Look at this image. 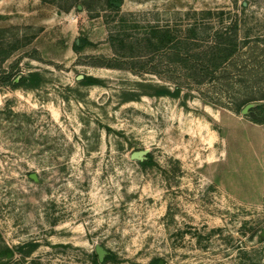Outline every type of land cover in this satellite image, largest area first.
<instances>
[{
  "label": "rangeland",
  "instance_id": "obj_1",
  "mask_svg": "<svg viewBox=\"0 0 264 264\" xmlns=\"http://www.w3.org/2000/svg\"><path fill=\"white\" fill-rule=\"evenodd\" d=\"M119 2L0 0V261L264 264V0Z\"/></svg>",
  "mask_w": 264,
  "mask_h": 264
},
{
  "label": "trees",
  "instance_id": "obj_2",
  "mask_svg": "<svg viewBox=\"0 0 264 264\" xmlns=\"http://www.w3.org/2000/svg\"><path fill=\"white\" fill-rule=\"evenodd\" d=\"M114 1H117V0H107L108 4L111 5V6H115V3ZM119 1V0H118ZM189 31H190V34L192 35V38L196 37L197 35V30L195 28V26H192L191 28H189ZM88 42V40L86 38L82 39L81 40V43H77V42H74L73 44V47L75 49H79L81 47H83L86 43ZM235 38L231 35V36H228V38L226 39V42L225 44H222V41L219 40V38H216L215 40V44L214 45H210L209 48H206V51L205 53H210V57H209V60H210V64L209 66L211 68H216L219 63L222 62V60L226 57H228L229 55H231L234 51V47H235ZM177 49V48H176ZM176 51H178L177 53H181L179 51V49H177ZM179 56H177V60H179ZM212 72V71H211ZM36 73H32L31 74V79H30V83L29 84H25V77H22L21 80H19L18 82H16V84H24V85H34V77H35ZM83 81V80H81ZM91 81H95V79L92 77V76H89L88 77V82L86 83H89ZM139 85H140V88H141V92L142 93H152V94H155V95H163V94H170L172 96H178L179 95V92H180V88L178 86V84H176L174 86V89L171 91L169 90V88L167 87H164V86H158V85H153V91H148L146 89V85L145 83H143V81L139 82ZM126 98V96H125ZM249 100L250 99H242L241 101H239L237 103V105L234 107L235 110H238V111H242L243 107L249 103ZM251 107V106H250ZM250 107L248 108V110L250 109ZM258 121H262V120H258ZM3 254H5V256L9 257L12 255L13 253V249L9 246H6V248L3 250L2 252ZM111 257H114V255L110 252L109 254H107L105 257H104V260L103 261H106L107 259L111 258ZM92 259L94 262L96 263H99V259H98V256L95 252V250H93V253H92ZM159 257H156V258H152L150 260V264H157V262L159 261ZM7 263V260L4 261H0V264H6Z\"/></svg>",
  "mask_w": 264,
  "mask_h": 264
},
{
  "label": "water",
  "instance_id": "obj_3",
  "mask_svg": "<svg viewBox=\"0 0 264 264\" xmlns=\"http://www.w3.org/2000/svg\"><path fill=\"white\" fill-rule=\"evenodd\" d=\"M114 3H115V4H120L119 1H114ZM79 7H80V5H79ZM76 42L78 43V40H76ZM83 76H84V74L80 73V74H78L77 77H78V78H82ZM252 105H253L252 102L247 103V104L243 107L242 112H247L248 108H249L250 106H252ZM146 152H147L146 149L133 150V151L131 152V156H132V157H137V158H144V157L146 156ZM30 175H31L32 177H34V178H37L35 172H31ZM263 234H264V230H263ZM94 250H95V252H96V254H97V256H98L99 261H103L105 255L109 253V250L106 249L102 244H99V243H96V244H95ZM157 264H164V260H163V259H159V261L157 262Z\"/></svg>",
  "mask_w": 264,
  "mask_h": 264
}]
</instances>
